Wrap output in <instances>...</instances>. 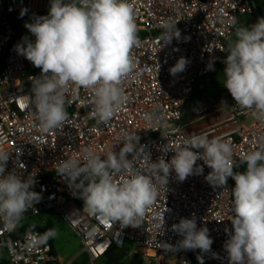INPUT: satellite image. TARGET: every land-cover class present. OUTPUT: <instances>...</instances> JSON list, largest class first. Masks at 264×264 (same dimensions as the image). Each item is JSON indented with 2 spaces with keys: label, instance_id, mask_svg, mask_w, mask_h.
<instances>
[{
  "label": "built area",
  "instance_id": "built-area-1",
  "mask_svg": "<svg viewBox=\"0 0 264 264\" xmlns=\"http://www.w3.org/2000/svg\"><path fill=\"white\" fill-rule=\"evenodd\" d=\"M135 12L140 43L131 50L135 69L122 79L120 87L126 97L113 118L102 123L92 116L94 92L69 86L65 108L68 118L60 129L41 131L32 103V77L41 75L18 54L16 45L35 37L24 26L36 16L48 14L50 0H0V150L10 156L6 172L21 178H34L32 190L41 199L29 206L14 226L0 219V264H66L46 234L40 231L20 233L28 219L43 215L59 217L80 238L90 264L102 262L112 248L125 250L128 243L142 250V264H228L224 244L231 230L233 215L232 182L213 188L205 180L211 171L202 160L203 174L189 176L179 182L174 171L166 187L157 185L158 199L142 218L138 227L108 222L89 215L83 200L73 195L65 178L58 175L59 163L69 158L82 160L85 148L106 159L110 151H119L123 135L135 132L140 145L155 162L161 156L170 160L174 152L164 149L182 145L188 136L184 119L189 101L202 81L223 64L240 17L256 15L255 0H128ZM27 9L23 21L19 13ZM16 14V18L13 15ZM19 21L16 29L14 22ZM176 24L180 38L164 44L166 23ZM188 60L185 71L171 75L169 69L178 59ZM212 62L214 70H207ZM228 122L237 121L236 112L249 115L251 109L234 106ZM145 114L154 119L146 120ZM228 141L233 150L234 168L242 165V157L258 147L264 138V121L251 127L236 126L217 136ZM212 138V137H210ZM139 147V146H138ZM131 158V156H129ZM233 168V169H234ZM123 177H116L121 180ZM195 214L198 227H207L213 239L211 250L166 251L161 243L176 245L183 237L172 230L181 218ZM163 229L157 227L162 223ZM45 223V222H43ZM153 252V255L149 253ZM215 254V255H214ZM102 264V263H101Z\"/></svg>",
  "mask_w": 264,
  "mask_h": 264
},
{
  "label": "clouds",
  "instance_id": "clouds-1",
  "mask_svg": "<svg viewBox=\"0 0 264 264\" xmlns=\"http://www.w3.org/2000/svg\"><path fill=\"white\" fill-rule=\"evenodd\" d=\"M26 13L23 9L21 16ZM24 26L35 40L25 38L24 44L16 45V51L41 69L40 76L32 77L31 89L37 127L48 132L63 126L68 118L65 104L70 85L93 90L92 116L109 122L126 99L120 85L135 69L131 50L140 43L135 12L128 0H50L48 14L36 16ZM163 27L164 44L180 38L176 24L169 22ZM235 36L223 60V86L237 104L264 121V17L250 28H237ZM188 63L181 57L169 69L170 74L185 71ZM207 70H214L212 62ZM144 118L151 121L154 116L145 114ZM122 139L119 151H110L106 159L85 148L82 160L69 158L59 163L58 175L67 180L73 195L83 200L89 215L138 227L158 199L157 185L166 187L173 171L179 182L203 174V166L197 164L202 160L211 169L205 180L213 188H223L228 178L235 181L232 227L225 230L229 237L224 244L228 264H264V138L242 157L246 164L243 172H234L232 146L222 137L190 134L182 145L172 149L166 146L165 153L174 152L170 160L161 156L155 162L135 132L125 133ZM9 156L0 150V219L11 227L29 206L40 201L41 195L32 190L33 177L6 172ZM118 176L123 178L117 180ZM157 227L163 229L164 217ZM172 230L183 238L176 245L161 243L166 251L211 250L213 239L207 227L197 226L195 214L181 218ZM55 235L52 229L46 238ZM197 260L203 264L201 255Z\"/></svg>",
  "mask_w": 264,
  "mask_h": 264
},
{
  "label": "rangeland",
  "instance_id": "rangeland-1",
  "mask_svg": "<svg viewBox=\"0 0 264 264\" xmlns=\"http://www.w3.org/2000/svg\"><path fill=\"white\" fill-rule=\"evenodd\" d=\"M76 2V0H69V3ZM256 12L259 18L264 17V0H255ZM257 14V13H256ZM256 17V16H254ZM224 65L218 66L211 75L202 81L200 87L192 97L189 114L186 121L190 123L196 118H201L198 121L203 123L210 118L224 116L221 122L216 127L219 131L228 130L235 126L242 125L245 128L251 127L257 120L252 113L249 115L242 114L241 111L236 112L237 121L226 122L232 116L234 106L237 104L231 97L230 93L223 86L225 81V74L223 72ZM211 116H205L211 114ZM53 222L56 227V235L54 236V248L56 253L59 254L66 264H90L86 255L83 252V246L80 238L67 226L63 220L53 215H43L35 218L34 222ZM125 256L123 262H129L135 255L133 251H138L139 254L142 250L135 247L133 244L128 243L125 247ZM139 256V255H138ZM96 264H101L97 262Z\"/></svg>",
  "mask_w": 264,
  "mask_h": 264
},
{
  "label": "trees",
  "instance_id": "trees-1",
  "mask_svg": "<svg viewBox=\"0 0 264 264\" xmlns=\"http://www.w3.org/2000/svg\"><path fill=\"white\" fill-rule=\"evenodd\" d=\"M65 2L69 3V0H65ZM13 17L16 18V14L13 15ZM19 18L22 19L23 21V16H21V12L19 13ZM14 26L16 29L20 28V23L19 21H15ZM138 38L143 36L142 33H137ZM234 172H243L246 170V164L243 163L242 165L236 167L233 169ZM231 182H232V188L235 185V181L231 178ZM35 219V218H34ZM34 219H28L25 222L22 223L21 227H20V233H26L29 231H40L43 232L45 234H47L49 232V230H56L55 225L53 224V222H48V223H39V222H34ZM50 242L52 243L53 246V252L54 254L56 253V250L54 248V237H48ZM125 250H119L116 248H112L108 254L106 255V257L102 260V264H142L141 258L138 255H134L132 257V259L129 262L124 263L123 262V258L126 257L125 256ZM198 264V262L196 263Z\"/></svg>",
  "mask_w": 264,
  "mask_h": 264
},
{
  "label": "crops",
  "instance_id": "crops-1",
  "mask_svg": "<svg viewBox=\"0 0 264 264\" xmlns=\"http://www.w3.org/2000/svg\"><path fill=\"white\" fill-rule=\"evenodd\" d=\"M254 16H256V17H254ZM254 16L240 17L238 19L237 24H236V29L239 27H249L250 28L253 24H255L257 22V17L259 16L258 12ZM235 32H236V30H235ZM235 40H236V36L234 34L232 42ZM191 100L189 101L187 111H186V115H185V119H184L185 132L188 135L193 134V133H196V134L206 133L209 135V137H214V136H217V135L227 131V130L219 131V129L216 128L219 125V123L221 122V119L224 118L223 115L220 117L218 116V117L210 118L203 123L198 122V121L202 120L201 118H196L195 120H192L190 123H188V121H186V120L188 118ZM211 115H212V113L208 114V115H204V117L205 116H211ZM229 119L230 118H228L226 122H228ZM231 129H233V128H230L228 130H231Z\"/></svg>",
  "mask_w": 264,
  "mask_h": 264
},
{
  "label": "bare ground",
  "instance_id": "bare-ground-1",
  "mask_svg": "<svg viewBox=\"0 0 264 264\" xmlns=\"http://www.w3.org/2000/svg\"><path fill=\"white\" fill-rule=\"evenodd\" d=\"M149 254H150V255H153L154 253H153V252H150ZM170 261H171V262H170L171 264H174V263H175V258H174V256L170 259Z\"/></svg>",
  "mask_w": 264,
  "mask_h": 264
},
{
  "label": "water",
  "instance_id": "water-1",
  "mask_svg": "<svg viewBox=\"0 0 264 264\" xmlns=\"http://www.w3.org/2000/svg\"><path fill=\"white\" fill-rule=\"evenodd\" d=\"M62 258V257H61Z\"/></svg>",
  "mask_w": 264,
  "mask_h": 264
}]
</instances>
